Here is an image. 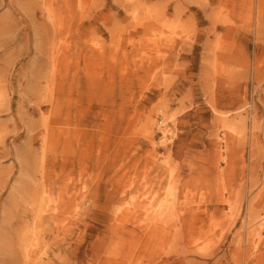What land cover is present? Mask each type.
Segmentation results:
<instances>
[{
	"label": "rangeland",
	"instance_id": "obj_1",
	"mask_svg": "<svg viewBox=\"0 0 264 264\" xmlns=\"http://www.w3.org/2000/svg\"><path fill=\"white\" fill-rule=\"evenodd\" d=\"M0 264H264V0H0Z\"/></svg>",
	"mask_w": 264,
	"mask_h": 264
},
{
	"label": "bare ground",
	"instance_id": "obj_2",
	"mask_svg": "<svg viewBox=\"0 0 264 264\" xmlns=\"http://www.w3.org/2000/svg\"><path fill=\"white\" fill-rule=\"evenodd\" d=\"M44 3V2H43ZM48 8V7H47ZM241 117V116H240ZM152 119V118H151ZM164 120H167V119H163L161 121V124H165L163 123ZM152 124L151 121H147V124L148 125L147 127H149V125ZM158 124V123H156ZM231 125V124H230ZM161 126H166L165 125H161ZM233 126V125H232ZM150 128V127H149ZM229 128V127H228ZM170 130V129H166L164 128L162 131H163V137H162V140L164 141L163 143H165L167 141V139H165L166 135H167V131ZM174 182L173 181H169V184L168 186L166 187L165 189V192L162 193V195H159V196H150L148 198V202L146 204L145 202V206H146V211L148 213V215L152 218L153 220V223L154 224H169L168 222V219H172L170 218V216H172L173 213V207H175V200H176V193L174 194V189H175V185L173 184ZM176 191V190H175ZM171 195V196H170ZM152 198V199H151ZM158 198V199H156ZM54 201V200H53ZM51 201V202H53ZM50 205V204H49ZM149 206V207H148ZM176 208V207H175ZM40 211V210H39ZM178 212V211H177ZM176 212V213H177ZM179 214V213H178ZM253 215V214H252ZM173 220V219H172ZM251 224V223H250ZM157 226V225H156Z\"/></svg>",
	"mask_w": 264,
	"mask_h": 264
}]
</instances>
